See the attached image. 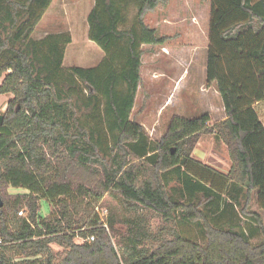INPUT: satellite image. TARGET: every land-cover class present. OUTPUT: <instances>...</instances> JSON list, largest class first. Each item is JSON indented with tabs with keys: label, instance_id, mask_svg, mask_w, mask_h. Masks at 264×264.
Listing matches in <instances>:
<instances>
[{
	"label": "trees",
	"instance_id": "1",
	"mask_svg": "<svg viewBox=\"0 0 264 264\" xmlns=\"http://www.w3.org/2000/svg\"><path fill=\"white\" fill-rule=\"evenodd\" d=\"M52 2L0 0V95L13 96L0 123V264H264L263 219L248 211L254 197L264 211V0H202L211 3L206 85L226 118L174 117L157 143L131 116L142 46L173 39L145 18L169 0H95L89 39L105 56L69 74L70 34L32 39ZM76 107L100 113L98 128ZM202 134L225 144L227 174L195 158ZM106 197L127 213L114 207L103 222ZM42 200L55 205L48 217ZM194 225L204 245L181 230Z\"/></svg>",
	"mask_w": 264,
	"mask_h": 264
},
{
	"label": "rangeland",
	"instance_id": "2",
	"mask_svg": "<svg viewBox=\"0 0 264 264\" xmlns=\"http://www.w3.org/2000/svg\"><path fill=\"white\" fill-rule=\"evenodd\" d=\"M95 0H53L37 30L32 35L34 41H40L49 34H70L72 43L67 46L63 69L66 74L72 67L95 68L103 60L104 51L89 39L88 16ZM211 3L202 0H169L166 7L149 13L145 21L159 30L161 36L173 37L166 45L151 47L143 45L142 83L139 86L131 120L144 127L148 143H157L168 130L174 117L195 118L209 114V125L219 123L226 118L222 99L214 86L207 87V56L209 47V24ZM1 83V82H0ZM82 89V100H88V91ZM12 95H0V117L5 114ZM72 101H77L72 96ZM79 102V101H78ZM259 115H264V102L256 107ZM80 121L91 128H98L100 113L96 117L87 109L75 108ZM264 119V118H263ZM197 160L219 169L227 174L231 168L228 150L221 141L209 134H202L194 152ZM229 169V170H228ZM171 183L169 188L173 187ZM9 193L25 194L24 189L9 188ZM225 198H228L226 195ZM4 206V202L1 198ZM116 208L120 215L127 213L123 205L110 197L97 207L96 211L103 222H107L110 210ZM248 211L261 215L264 223V211L254 197ZM240 210V208H239ZM55 211V205L47 200L41 201L40 215L48 217ZM241 211V210H240ZM242 222H245L243 214ZM19 216V215H18ZM247 219V218H246ZM154 221H159L154 219ZM155 223V222H154ZM197 226L182 227L184 235L204 245ZM116 240V238L114 237ZM260 238L253 239L258 244ZM55 252L62 247L53 245ZM120 254L123 250L119 248ZM9 254L13 255L11 250Z\"/></svg>",
	"mask_w": 264,
	"mask_h": 264
},
{
	"label": "built area",
	"instance_id": "3",
	"mask_svg": "<svg viewBox=\"0 0 264 264\" xmlns=\"http://www.w3.org/2000/svg\"><path fill=\"white\" fill-rule=\"evenodd\" d=\"M18 215L20 216V217H27V212L25 211V210H22V211H20L19 213H18ZM106 226V225H105ZM84 241V240H83ZM86 241H88V242H93V241H95V237L94 236H89L87 239H86ZM2 245H4V243H3V241L2 240H0V246H2Z\"/></svg>",
	"mask_w": 264,
	"mask_h": 264
},
{
	"label": "crops",
	"instance_id": "4",
	"mask_svg": "<svg viewBox=\"0 0 264 264\" xmlns=\"http://www.w3.org/2000/svg\"><path fill=\"white\" fill-rule=\"evenodd\" d=\"M94 4H95V1H94ZM93 7H94V6H93ZM259 105H260V103L256 104V107L259 106ZM260 118H261L262 122L264 123V119H263V118H264V115H261ZM218 170H219V169H218ZM228 170H229V169H228ZM223 174H224V173H223Z\"/></svg>",
	"mask_w": 264,
	"mask_h": 264
},
{
	"label": "water",
	"instance_id": "5",
	"mask_svg": "<svg viewBox=\"0 0 264 264\" xmlns=\"http://www.w3.org/2000/svg\"><path fill=\"white\" fill-rule=\"evenodd\" d=\"M2 119H3V117L1 116L0 117V123L2 122ZM2 207H3V203H2L1 198H0V208H2Z\"/></svg>",
	"mask_w": 264,
	"mask_h": 264
}]
</instances>
